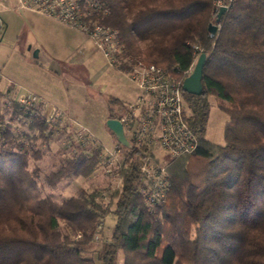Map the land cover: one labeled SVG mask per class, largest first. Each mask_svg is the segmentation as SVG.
<instances>
[{"label": "trees", "instance_id": "trees-1", "mask_svg": "<svg viewBox=\"0 0 264 264\" xmlns=\"http://www.w3.org/2000/svg\"><path fill=\"white\" fill-rule=\"evenodd\" d=\"M105 4L108 13L97 20L117 30L121 70L143 60L183 83L206 54L202 94L183 91L199 148L167 160L166 198L156 206L145 199L137 148H126L124 166L114 170L121 185L113 210L99 200L105 188L54 199L44 190L93 174L102 166L103 145L79 146L42 173L32 162L44 157L38 142L49 140L54 121L38 105L25 108L2 94L0 264H117L120 250L124 264H264V0H233L219 18L215 0ZM211 23L218 26L213 36ZM211 95L229 116L224 144L205 137ZM121 111L111 107L109 117ZM22 117L28 130L18 126ZM107 213L115 223L95 259L84 246L101 232Z\"/></svg>", "mask_w": 264, "mask_h": 264}, {"label": "rangeland", "instance_id": "rangeland-1", "mask_svg": "<svg viewBox=\"0 0 264 264\" xmlns=\"http://www.w3.org/2000/svg\"><path fill=\"white\" fill-rule=\"evenodd\" d=\"M5 15L14 24L16 36L19 26L22 25L24 29L15 42L4 39L1 32L0 70L19 77L12 81L16 88L18 85L29 88V85H34V89L42 94L37 92L43 101L37 105L45 116L49 105L53 104L63 108L69 118L54 121V133L49 140L38 142L46 152L44 157L32 162V165H39L42 173H45L54 166L59 167L63 159L72 156L79 146L90 148L94 144L92 140L83 143L78 140L75 131L78 126L85 127L101 145L109 148L117 144L121 146L108 128L106 118L111 107L118 109L122 105L121 102L112 103V98L117 96L124 102L135 100L131 83L108 65L103 53L85 36L26 11H5ZM35 51H38L37 56H34ZM5 84L10 85L8 80L2 81L0 98L7 89ZM11 91L7 95L13 100L16 93ZM209 101L211 105L205 137L217 144H224L225 124L229 116L219 108L215 96L211 95ZM20 120L18 126L28 130L26 119L22 117ZM123 150L128 153L126 149ZM163 158L168 160L170 156L164 154ZM120 185L121 179L116 174L106 173L101 166L91 175L64 179L57 187L46 188L43 194L61 199L78 193L81 188L87 191L105 188L99 200L106 208L113 210L117 197L113 198L112 194ZM103 220L101 232L84 246L85 253L95 259L103 242L109 240L115 223L112 213L105 214ZM117 264H124L123 250L118 252Z\"/></svg>", "mask_w": 264, "mask_h": 264}, {"label": "built area", "instance_id": "built-area-1", "mask_svg": "<svg viewBox=\"0 0 264 264\" xmlns=\"http://www.w3.org/2000/svg\"><path fill=\"white\" fill-rule=\"evenodd\" d=\"M232 1L215 0L217 11L222 7L227 10ZM3 7L44 15L87 35L103 53L108 64L122 72L135 85V100L125 103V111L117 117L123 124L131 147L117 144L109 148L102 144V166L106 173L113 174L115 169L125 164L127 154L123 149L137 148L143 156L141 172L146 186V202L150 206L164 202L168 187V162L164 160V154L174 158L192 154L200 144L198 135L186 119L183 83L171 71L143 60L133 63L127 71L117 67V54L122 51L117 30L97 20L99 15L108 13L105 0H17L16 6ZM193 68L194 64L189 67L187 76ZM3 80H8L12 87L2 93L4 98H8L7 94L13 90L11 92L16 93L15 100L25 108L43 103L41 97L31 89L22 85L16 88L15 82L0 70V87ZM49 106L46 114L48 121L68 118L63 108L53 104ZM75 131L82 143L92 140L94 144H101L85 127L78 126Z\"/></svg>", "mask_w": 264, "mask_h": 264}, {"label": "water", "instance_id": "water-1", "mask_svg": "<svg viewBox=\"0 0 264 264\" xmlns=\"http://www.w3.org/2000/svg\"><path fill=\"white\" fill-rule=\"evenodd\" d=\"M226 11L225 7L220 8V11L218 13V18ZM0 26H1V19H0ZM217 24L211 23L209 25V30L211 32V35L213 36L216 33L217 30ZM38 51L34 52V56H37ZM206 61V54L202 53L199 55L193 71L184 79L183 81V89L184 91L200 95L203 91V85H202V76H203V68ZM106 124L108 128L114 133L117 141L122 144L125 147H131V143L127 139L125 133H124V127L121 121L118 118L115 117H109L106 120Z\"/></svg>", "mask_w": 264, "mask_h": 264}, {"label": "crops", "instance_id": "crops-1", "mask_svg": "<svg viewBox=\"0 0 264 264\" xmlns=\"http://www.w3.org/2000/svg\"><path fill=\"white\" fill-rule=\"evenodd\" d=\"M9 1L11 2V3H9ZM3 5H7V6H9V7H14V6H16L17 5V0H0V19H1V26H0V38H1V32L3 33V35L2 36H4V39H6V40H10V41H12V42H15L16 40H18V38L21 36L20 34L22 33V31H23V27H22V25L21 26H19L18 27V30H17V36H16V34H15V26H14V24H12L11 22H10V20H8V18L6 17V15H5V11H19V10H13V9H10V8H5V7H3ZM23 11V10H22ZM26 12H28V13H31V14H34V15H37V16H40V17H45V18H47V19H50V20H52V21H54V22H56V23H58V24H60V25H62V26H64V27H66V28H68V29H70L71 31H73V32H75V33H78V34H80V35H83V36H85L86 38H88L89 40H91L87 35H85V34H83V33H81V32H79L78 30H74V29H71V28H69V27H67V26H65L64 24H62V23H60V22H58V21H56V20H54V19H51V18H49V17H47V16H44V15H41V14H37V13H33V12H29V11H26ZM17 37V38H16ZM92 41V40H91ZM93 43V42H92ZM39 53H41V50L39 51ZM54 64V62L53 61H51V64ZM108 63V62H107ZM109 65V64H108ZM110 66V65H109ZM112 67V66H111ZM114 68V67H113ZM118 73H120V74H122L123 76H124V74L122 73V72H120L118 69H116V68H114ZM8 79H10V80H18V78L19 77H17V76H15V75H13V74H6V73H4V72H2ZM125 77V76H124ZM126 78V77H125ZM127 79V78H126ZM128 80V79H127ZM129 81V80H128ZM130 82V81H129ZM131 83V85L133 86V91L135 92V98H136V96H137V89H136V87H135V85L132 83V82H130ZM5 87H7V89L9 90L10 89V85H4ZM30 86V88L29 87H26V88H29V89H31L32 91H34V92H38V91H36L34 88V85H29ZM39 93V92H38ZM37 93V94H38ZM39 94H41V93H39ZM42 95V94H41ZM115 98H117L118 100H119V102H121V104L123 105H125V103H127V102H130V101H126V102H124V101H122L121 100V98L120 97H115ZM124 102V103H123ZM114 108V107H113ZM114 110L115 111H118V112H120L121 111V109H120V107L118 108V109H115L114 108ZM125 111V106H124V110L123 111H121V114L120 115H122V113ZM109 118V115H107V118H106V120Z\"/></svg>", "mask_w": 264, "mask_h": 264}]
</instances>
